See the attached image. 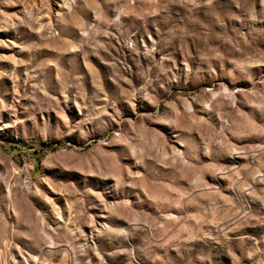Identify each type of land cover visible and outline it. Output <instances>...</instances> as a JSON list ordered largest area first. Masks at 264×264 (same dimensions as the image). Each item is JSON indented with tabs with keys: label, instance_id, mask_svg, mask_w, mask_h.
I'll return each mask as SVG.
<instances>
[{
	"label": "rangeland",
	"instance_id": "1",
	"mask_svg": "<svg viewBox=\"0 0 264 264\" xmlns=\"http://www.w3.org/2000/svg\"><path fill=\"white\" fill-rule=\"evenodd\" d=\"M0 264H264V0H0Z\"/></svg>",
	"mask_w": 264,
	"mask_h": 264
}]
</instances>
